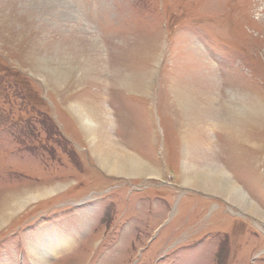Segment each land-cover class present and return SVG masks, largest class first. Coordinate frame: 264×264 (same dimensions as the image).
<instances>
[{
	"label": "rangeland",
	"instance_id": "rangeland-1",
	"mask_svg": "<svg viewBox=\"0 0 264 264\" xmlns=\"http://www.w3.org/2000/svg\"><path fill=\"white\" fill-rule=\"evenodd\" d=\"M65 1L89 33L52 0H0V264H264V219L187 181L224 169L264 214V0ZM103 85L152 175L102 169L72 105ZM55 239L74 244L39 261Z\"/></svg>",
	"mask_w": 264,
	"mask_h": 264
},
{
	"label": "bare ground",
	"instance_id": "bare-ground-1",
	"mask_svg": "<svg viewBox=\"0 0 264 264\" xmlns=\"http://www.w3.org/2000/svg\"><path fill=\"white\" fill-rule=\"evenodd\" d=\"M52 1H53L52 3L48 4L49 8L57 10L60 6H64L65 10L61 11L58 9V11L62 12L63 14H66L68 17H70V20H71V18H73L74 22L71 23V26H72V28H74L72 31L75 30L73 32L74 37L77 36L76 32L87 33L88 31H90L89 28H88V30L81 28L80 16L74 9H72V8H70V6H68V2H66L65 0H52ZM89 27H90V25H89ZM79 39H81L83 42L85 41V43L88 42L87 38H85V37L80 36ZM64 42L67 44L70 43L69 45H73L72 47L75 46V44L72 43L73 41L69 40L68 38H66L63 41V43ZM87 44L89 45V43H87ZM96 44L97 43L95 40L93 46L98 48ZM96 48H95V50H96ZM59 50L57 52H59V54H62V52ZM63 54L66 55L65 53H63ZM57 57H58V55H56V54L53 55V59L55 61L58 59ZM55 58H57V59H55ZM93 58H91V60ZM53 59H51V60L54 61ZM90 61L88 60L86 62V65H85L86 68L83 69L82 71L84 72V75L89 78V80H92V78H93L92 76L94 74H96L98 72L99 73L105 72V70H106L105 66H107L106 65L107 62H105V64H104L103 59H100L99 61H101V63L98 64V65H100L99 69H98V67L95 66L94 64L93 65L95 67L91 66L92 63H90ZM72 63H74V61ZM72 65L70 66V69H72V67H73ZM124 68L125 67H117L116 69H113V71H114L112 74L113 75L112 76V82L113 83L112 84L109 83L108 85H116L117 86V83H119V81H120V84H121V81H122V83H127L126 75L128 73L124 74V72H126ZM123 69H124V71H123ZM97 70H98V72H97ZM58 72L59 71L53 70L51 72V74H54L57 76L62 75V74L59 75ZM137 76H138V73H137L136 77ZM59 79H61V78H59ZM130 82H129V85H131L132 87L134 86V84H137V82H134V83L132 81H130ZM104 85L99 86V88H97L95 91H93L92 98H88V99L83 98L82 100L78 99L79 101L76 102L77 104L72 105V108L74 109V113L75 114L77 113L78 117L80 118L83 125L85 126L88 135L91 138V142H92L96 152L99 153V157L101 158L100 162L102 165V169L104 167L108 171H110L111 173L119 174V175H128L129 177H130V175H136V177H138L137 175H141L143 173H150V175H152L154 173V171L151 170L152 168L147 166L143 161H141L134 154L128 152L124 148L123 141L116 140L115 135H112V130L116 127L117 123L113 119L112 113L109 110H106V108L104 107V105H106L105 101H104L105 100V94L101 93L100 94L101 98L100 99L96 98L99 90H103L102 88H105ZM112 87H114V86H112ZM210 100L214 101V99H210ZM214 112H215V114H217L216 109ZM211 114L212 113L209 111L207 113L206 112L204 113V115H207V117L210 116ZM220 116H221V114H220ZM215 117H216V115H215ZM222 118L220 117V119H219V115H218L216 120L214 118V120L210 121V118L209 119L207 118V122H209V124H211V127H213V128H215V127H216V129L217 128L221 129V127L225 128V127H227L226 126L227 121L224 119H223L224 121L221 120ZM222 130L223 129H221V131ZM107 170H105V171H107ZM151 171H153V172H151ZM192 174L191 173L187 174V181L189 183H191L192 185L200 186V187L204 188L205 190H208L209 192H214L217 194L224 193L227 196H229L227 198H230L233 201H240L242 203V205H245L244 208L246 210H248L250 214L255 215L256 217H258L260 219H264V214L258 209V207H256L253 203H250L248 201L245 194L233 182L232 178H230V176L226 173V171H224V169H220V168H218V169L217 168L216 169H201L200 171H197V172L192 173ZM35 189H34L35 192L33 195L27 194V196H25L24 198H26V199L29 198V200L30 199L35 200L41 196L52 194L54 191L52 189H50V190L45 189L43 187H41V188L38 187V189L37 188H35ZM71 242L73 243L72 240H68V241L67 240L63 241L62 239L61 240H56V239L52 240L51 243L48 244L49 251L45 250L46 249L45 248L42 250L41 253L35 252L34 255L37 257V259L39 261H43L45 259V257L49 254H58V252H62L63 250L66 251L67 247L71 244ZM70 246L68 248H70ZM70 251H71V249H70Z\"/></svg>",
	"mask_w": 264,
	"mask_h": 264
}]
</instances>
